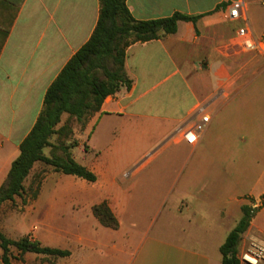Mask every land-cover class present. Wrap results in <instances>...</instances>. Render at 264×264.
<instances>
[{"label":"crops","instance_id":"1","mask_svg":"<svg viewBox=\"0 0 264 264\" xmlns=\"http://www.w3.org/2000/svg\"><path fill=\"white\" fill-rule=\"evenodd\" d=\"M233 1L127 0L138 21L200 18L126 49L132 85L105 99L88 149L77 147L83 160L74 156L97 180L47 173L38 197L1 229L69 255L27 252L13 264H222L220 247L244 207L257 211L247 233L264 241V52L237 40L245 26L262 35L264 0H243L246 18L230 21L223 6ZM99 15L100 0L21 2L0 50V187ZM203 115L205 131L187 143L184 131ZM104 201L117 229L93 213Z\"/></svg>","mask_w":264,"mask_h":264},{"label":"trees","instance_id":"2","mask_svg":"<svg viewBox=\"0 0 264 264\" xmlns=\"http://www.w3.org/2000/svg\"><path fill=\"white\" fill-rule=\"evenodd\" d=\"M9 8L10 4L0 0V50L20 6L14 12L10 27L3 29L1 22ZM199 18L200 16H189L176 12L162 19L138 21L131 15L127 0H100L97 26L91 38L68 61L48 88L37 122L21 143L20 154L13 162L6 181L0 187V206L5 202L14 201L24 194L25 190L31 191L33 200L38 197L48 173L40 171L34 174L32 171L38 165L51 167L54 172L95 182L97 176L78 163L74 157L78 141L74 140L67 145L63 142L66 136L63 137L59 130H55L62 114L76 116L77 121H82L86 119V116L83 117L84 113L88 116L99 113L107 97L116 95L122 88L130 89L132 85V80L125 73L126 49L131 44L163 39L177 32L179 22L196 23ZM87 72L89 75L86 74ZM65 128L69 130H67V135L72 136L68 124L60 130ZM58 132L59 152L56 155L47 156L43 150L53 145L50 144V137ZM52 148L55 151L54 146ZM87 149L85 146V150ZM255 212L256 209L252 207L243 208L241 220L220 247L222 264H242L238 248L243 234L250 227ZM93 213L102 225L113 229L118 228V221L107 202L95 205ZM0 248L4 264H13V260H19L27 252L52 258L69 255L68 251L32 243L28 236L19 240H11L2 231H0ZM13 250L17 251L16 256Z\"/></svg>","mask_w":264,"mask_h":264},{"label":"rangeland","instance_id":"3","mask_svg":"<svg viewBox=\"0 0 264 264\" xmlns=\"http://www.w3.org/2000/svg\"><path fill=\"white\" fill-rule=\"evenodd\" d=\"M4 1L6 3L10 4V8L7 11V13L5 14L4 18L2 19L1 27L3 29H8L10 27V24L12 23L13 18H14V14H15L14 12L18 9V7L20 6V4L23 0H4ZM0 41H1V38H0ZM88 73L89 72H87L86 74H88ZM95 115H91V116L89 115L88 116V115H86V113H84L83 117L86 116V119L82 120V121H77L76 116L71 117V116H69V114L64 113L61 116L59 125L55 127V130H59V132L62 134L63 137L66 136V140L63 141L65 144L68 145L72 141L77 140L78 146L81 145V147L83 149H85V146H87V143H86L87 135L91 129V123H92ZM67 124H68V127H70L71 131H72V136H70V137L67 135L68 134L67 128L60 130L63 126H65ZM59 132L57 134H53L50 137V144H53V145H49V146L44 148L43 151L47 156L56 155L59 152V148L57 147L60 144ZM84 140H85V142H84ZM61 141H62V139H61ZM51 146L52 147L54 146L56 152L53 151V148ZM74 155H75L77 160H83L82 155H81V151L78 148H76L74 150ZM52 170L53 169L51 167H45V165H38L34 169V171H32V172H34V174H35V172L38 173L40 171H46L49 173ZM33 201L34 200L31 198V191L25 190V193L21 194L14 201L5 202L2 206H0V231H2L1 229H3L4 227H6L9 224V222L12 218H16L17 214L20 213L21 211H23L24 206L30 205ZM20 216L22 218L21 220H23V223L25 225H28L29 218L27 217V215L23 213ZM25 227L22 224L21 231H23ZM2 233H4V232L2 231ZM251 241H258L264 245L263 240L253 238L246 232L245 234H243L239 248H238L239 249V252H238L239 256H240V254H242V252H244L247 249V247L249 246Z\"/></svg>","mask_w":264,"mask_h":264},{"label":"built area","instance_id":"4","mask_svg":"<svg viewBox=\"0 0 264 264\" xmlns=\"http://www.w3.org/2000/svg\"><path fill=\"white\" fill-rule=\"evenodd\" d=\"M224 18L237 21L246 18V6L243 0H236L223 6ZM238 43L246 49L261 50L264 52V31L255 38L250 27L245 26L237 31ZM210 120L208 115H203L199 120L184 131V137L189 144L196 143ZM242 264H264V245L258 241H251L247 249L239 256Z\"/></svg>","mask_w":264,"mask_h":264}]
</instances>
